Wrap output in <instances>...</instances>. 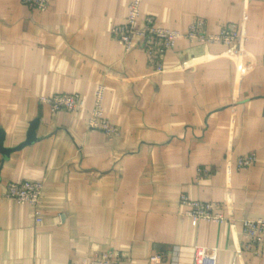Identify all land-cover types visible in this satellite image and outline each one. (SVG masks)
<instances>
[{"label": "crops", "instance_id": "crops-1", "mask_svg": "<svg viewBox=\"0 0 264 264\" xmlns=\"http://www.w3.org/2000/svg\"><path fill=\"white\" fill-rule=\"evenodd\" d=\"M132 1L51 0L39 11L0 0L5 146L38 121L31 144L0 151V195L9 182L44 185L41 223L31 205L0 196V264H88L111 249L131 264H264L243 226L264 219V0H144L141 20L165 28L239 26L232 47L180 38L161 72L112 34ZM101 84L114 140L89 128ZM63 93L82 108L39 101ZM251 153L256 162L240 167ZM182 194L219 204L225 221L185 216ZM157 251L166 257L152 263Z\"/></svg>", "mask_w": 264, "mask_h": 264}, {"label": "built area", "instance_id": "built-area-1", "mask_svg": "<svg viewBox=\"0 0 264 264\" xmlns=\"http://www.w3.org/2000/svg\"><path fill=\"white\" fill-rule=\"evenodd\" d=\"M50 1L22 0L26 6L41 11L48 10ZM143 1L133 0L131 2L126 23L114 27L112 34L124 46L126 52L141 48L147 56L149 67L156 72L163 71L166 54L175 49L180 38L204 44H224L229 47L234 46L240 38L238 24L226 26L219 33H212L204 19L195 21L186 32L161 27L151 15H147L142 21L141 5ZM106 90V85L101 84L96 91L89 128L91 131H102L110 140H114L120 132L106 117L104 107ZM39 101L43 105H48L53 112L76 113L82 108L81 96L78 93L42 96ZM255 162L256 154L251 153L239 159V166L249 168ZM203 172L207 173V171ZM43 188L42 182H9L6 190L0 196L1 199L15 200L19 203L31 205L35 209L36 221L41 223L43 217L40 206ZM180 204L186 208L184 215L196 221L222 223L226 219L224 215L217 212L219 204L216 203L192 200L188 195L182 194ZM243 226L247 237L246 248L255 250L257 254L261 253L264 246V219L244 220ZM165 257V251H157L150 260L152 263H160ZM200 258L199 264H210L212 261L207 255H201ZM88 264H131V262L123 253L111 249L96 255Z\"/></svg>", "mask_w": 264, "mask_h": 264}, {"label": "water", "instance_id": "water-1", "mask_svg": "<svg viewBox=\"0 0 264 264\" xmlns=\"http://www.w3.org/2000/svg\"><path fill=\"white\" fill-rule=\"evenodd\" d=\"M37 126H38V121L37 120L33 121L28 131L26 140L20 143L19 145H17L16 147H12V148L5 146L6 133L2 128H0V151L4 155V157L8 158L13 152L20 150L23 147L31 144L36 139Z\"/></svg>", "mask_w": 264, "mask_h": 264}, {"label": "trees", "instance_id": "trees-1", "mask_svg": "<svg viewBox=\"0 0 264 264\" xmlns=\"http://www.w3.org/2000/svg\"><path fill=\"white\" fill-rule=\"evenodd\" d=\"M50 4H51V1H50ZM25 5V4H24ZM28 7V6H27ZM50 7V6H49ZM28 8H30V7H28ZM30 9H32V8H30ZM33 10H37V9H33ZM39 11H41V10H39Z\"/></svg>", "mask_w": 264, "mask_h": 264}, {"label": "rangeland", "instance_id": "rangeland-1", "mask_svg": "<svg viewBox=\"0 0 264 264\" xmlns=\"http://www.w3.org/2000/svg\"><path fill=\"white\" fill-rule=\"evenodd\" d=\"M131 4V3H130ZM162 27V26H161ZM165 28V27H164ZM169 29V28H168Z\"/></svg>", "mask_w": 264, "mask_h": 264}]
</instances>
